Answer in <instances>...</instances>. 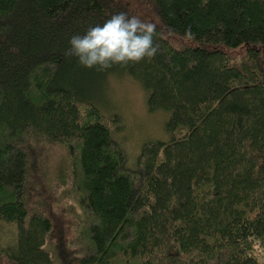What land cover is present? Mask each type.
<instances>
[{
	"label": "trees",
	"instance_id": "trees-1",
	"mask_svg": "<svg viewBox=\"0 0 264 264\" xmlns=\"http://www.w3.org/2000/svg\"><path fill=\"white\" fill-rule=\"evenodd\" d=\"M120 12L155 24L159 50L107 71L171 133L131 163L98 71L64 55ZM0 255L264 264V0H0Z\"/></svg>",
	"mask_w": 264,
	"mask_h": 264
},
{
	"label": "clouds",
	"instance_id": "clouds-1",
	"mask_svg": "<svg viewBox=\"0 0 264 264\" xmlns=\"http://www.w3.org/2000/svg\"><path fill=\"white\" fill-rule=\"evenodd\" d=\"M155 36V24L120 12L83 35L72 36L64 55L77 58L85 68L104 72L113 66L127 67L152 59L159 50Z\"/></svg>",
	"mask_w": 264,
	"mask_h": 264
},
{
	"label": "rangeland",
	"instance_id": "rangeland-1",
	"mask_svg": "<svg viewBox=\"0 0 264 264\" xmlns=\"http://www.w3.org/2000/svg\"><path fill=\"white\" fill-rule=\"evenodd\" d=\"M140 9L144 14L150 15L149 8L140 6ZM95 77L90 90L98 97L97 104L104 113H116L120 116L119 124L122 129L118 137L131 153L128 159L130 163L136 160L145 142L170 139L171 133L166 127L168 113L148 108L147 93L140 83L116 70L98 71ZM0 264L13 263L0 255Z\"/></svg>",
	"mask_w": 264,
	"mask_h": 264
}]
</instances>
